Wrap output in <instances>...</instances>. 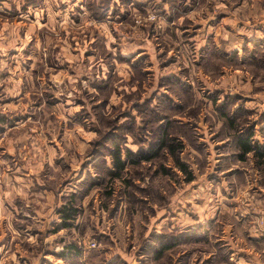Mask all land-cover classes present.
Instances as JSON below:
<instances>
[{"label":"rangeland","instance_id":"1","mask_svg":"<svg viewBox=\"0 0 264 264\" xmlns=\"http://www.w3.org/2000/svg\"><path fill=\"white\" fill-rule=\"evenodd\" d=\"M163 1L166 8L158 0H0V208L8 214L0 219V264H52L57 252L67 258L56 264H126L116 250L120 240L132 264H142L140 251L152 264H186L187 256L217 257L218 247H227L220 237L248 246L244 232L253 226L264 244V205L257 203L264 157L254 154H264V0ZM163 92L183 106L174 117L193 134V144L179 136L191 180L169 156L166 176L152 175L157 159L110 176L105 147L119 145L122 160L125 148L136 156L149 142L141 107L160 114ZM226 104L240 122L236 135L252 130V149L243 155L217 117ZM127 178L144 188V208L124 201ZM10 179L27 186L26 198H5ZM172 196L176 213L163 224L177 234L153 235ZM65 205L77 215L48 236ZM198 210L220 213L201 217ZM186 217L196 222L193 234ZM143 240L153 242L149 250Z\"/></svg>","mask_w":264,"mask_h":264},{"label":"trees","instance_id":"2","mask_svg":"<svg viewBox=\"0 0 264 264\" xmlns=\"http://www.w3.org/2000/svg\"><path fill=\"white\" fill-rule=\"evenodd\" d=\"M174 85L178 89H182V86L179 84L177 80H173ZM175 88V87H174ZM168 91H170L172 94H176L177 92L168 88ZM171 94V95H172ZM179 96V95H178ZM180 97V96H179ZM164 100L163 105H159L160 108V114L157 112H146L148 109V106L146 105L141 107L142 112H144L147 117L149 118V124L147 123L146 126L142 129V137L145 139L148 137L149 142L146 144L145 147H140L138 150L134 151L136 153V156L132 154V151L128 148H125V159H121V149H119V145L114 146H104L105 150H107V154L110 157V162L112 164V168H107V173L112 177H120L119 172L125 167V165H134L137 162L140 161H153V164H156L155 160L157 159V167L153 171V176L156 174H161L163 176H166L169 171H171V168L165 166L163 164V161L166 157H170L172 160V165L177 170H179L183 174V179L185 181H190L192 178L191 173L189 170H187V165L181 161L180 159V151L183 148V143L181 142L179 136H181L183 139L189 140L192 144L194 140L192 139L193 134L191 132V129L188 127V124L186 122H181L174 117V113L179 111H182L181 106L180 109L175 108L176 104L173 105L170 97L167 95V93L163 92V94L160 97V100ZM229 104H226L225 107L219 109V113L217 114V117L221 119L222 127H228L230 128V135L229 138L232 140V142L235 144V146L238 147L240 154L243 155L249 151H251L250 142L248 141V138L251 136V128H247L248 135L239 138L238 135H236L238 132L237 130L234 131L236 127L239 126L240 122L236 118V115L234 114L233 117L229 116L228 112L226 113V108ZM161 114L165 115L164 118L161 117ZM151 115V116H150ZM2 117H0V121H2ZM5 121V120H4ZM0 124H3V122H0ZM148 126V127H147ZM2 127L0 126V129ZM227 128V129H228ZM235 132V135L234 133ZM147 133V134H144ZM140 143V142H139ZM232 143V144H233ZM258 150H254L255 156H257V159L262 160L264 157L263 153L255 152ZM95 153V152H94ZM136 157V159H134ZM258 160V161H260ZM169 169V170H168ZM113 171V172H112ZM152 176V177H153ZM238 178H241L238 177ZM264 172L262 170V177L261 182H264ZM142 179V176H141ZM126 182V193L125 197L123 198L126 202H136L139 204V206H142V208L145 207V201L143 199L144 194V188L141 189L138 186H134L133 181L129 180L128 178L124 180V183ZM111 193L109 190L105 192L106 195ZM138 193L140 196H138ZM157 197H161L160 195H157ZM61 226L67 227L70 226L73 219L77 215L75 206H69L65 205L61 209ZM162 242L159 241L160 245L162 246ZM165 247V246H164ZM218 250V249H217ZM152 253V251H151ZM157 253V252H156ZM219 255H222L221 249L219 250Z\"/></svg>","mask_w":264,"mask_h":264},{"label":"crops","instance_id":"3","mask_svg":"<svg viewBox=\"0 0 264 264\" xmlns=\"http://www.w3.org/2000/svg\"><path fill=\"white\" fill-rule=\"evenodd\" d=\"M129 1V0H128ZM144 0H130V3L131 2H136V3H142ZM155 1H157V0H155ZM158 2H160V3H162L161 5H162V7L163 8H166L167 6H166V4H165V1H163V0H158ZM222 22L224 23V20H222ZM221 22V23H222ZM234 23V22H233ZM218 24H220V22L218 23ZM232 38V37H231ZM224 41V39L221 41V42H223ZM233 42L234 43H241V41H240V38H238V37H235V40H233ZM223 46H228V45H230V47H231V44L230 43H227V44H222ZM261 143V141H258V144H260ZM6 178H2V176L0 177V189H1V182L3 181V180H5ZM261 177H259V182L260 183H262L261 182ZM10 182L7 184V185H4V187H3V190H4V188H5V190H7V191H5V192H8V194L6 193L5 195H6V199H14L15 197L17 198V197H20V198H26L27 196V190L26 191H24V188L26 187V189H27V186L25 185V184H23V185H18L17 184V181L18 180H16V179H14V180H12V179H10L9 180ZM23 182H26V181H23ZM14 183L17 185H14ZM264 183V182H263ZM262 183V184H263ZM68 188H71L70 186L68 187ZM261 190H262V188H261ZM263 191V190H262ZM263 193H264V191H263ZM158 195H160L161 197H163L161 194H158ZM173 197L174 196H172V197H169L168 198V204H167V207L169 208V210L167 211L168 213H167V217H165L164 219H163V221H160V222H154L155 224H153L152 225V227H153V229H152V232H153V235L154 234H157V233H161V232H163V233H171V232H173V233H176L178 230H177V227L175 226H172V225H170V224H163V222L164 221H170L169 219L170 218H173L174 217V213H176V210H175V212L174 211H172L173 210V208H171V206H172V204H173V202H172V200H173ZM32 199H34V198H32ZM31 199V200H32ZM175 199V198H174ZM30 200V201H31ZM261 201H263V202H261ZM32 202V201H31ZM257 203H258V205H264V197L262 198L261 197V200H260V198L257 200ZM163 211H165V210H163ZM243 211L244 210H237V211H234L233 212V214L234 215H237V216H239L240 218H243V216H244V214H243ZM258 211V213H260V211L261 210H255V212H257ZM11 215H12V213L14 214V211H8ZM160 212H162V210L161 209H159L158 211H155V214L157 215V213H160ZM198 213L200 214L199 216H201V217H204V216H208V217H212L213 215L214 216H219V214L218 213H220V211H215V210H200V212H199V210H198ZM61 214V213H60ZM263 214V213H262ZM5 215L6 216H8V214H7V212L5 211V210H1V208H0V219H2V218H4L5 217ZM57 215H58V213H57ZM264 215V214H263ZM13 216H17V212H15V214L13 215ZM26 216H28V215H26ZM30 216V215H29ZM28 216V217H29ZM184 216H187V215H184ZM11 217V216H10ZM31 218H32V216H31ZM176 218V217H175ZM210 219V218H209ZM60 220V219H59ZM161 220V219H160ZM27 221L29 222V224L30 223H32V221L30 220V218H28L27 219ZM27 221H24L26 224H27ZM36 221H38L37 219H36ZM202 222H204V220H201ZM11 222V221H10ZM185 222H187V224L186 225H188V227H187V229H186V232L188 233L189 231L193 234V231H194V228L195 227H197V225H195L194 226V224L193 223H196L194 220H187V217H186V219H185ZM12 223V222H11ZM55 226V225H54ZM41 227H43V225L41 226ZM203 227V226H202ZM254 227L255 226H253V227H248L247 228V231L245 230V234L246 235H248V243H249V245L247 246L245 243L244 244H239V245H237V244H234V245H232L233 243L230 241V240H228V239H226L225 237H220V239L222 240V241H224L225 242V244L227 245V251L228 252H231L230 254H229V256H223V252H225L224 250L226 249V248H224V247H218V250H216L215 248V246H214V243H211V245H210V248L212 249V251H211V253L214 251V250H216V253H217V257H212V259L211 260H209L208 259V255H209V253H208V255H205V256H203V257H201V258H199V259H197L196 257H193V258H190V256H187L186 258H185V261H186V264H215V263H217V264H244V259H247L248 261H249V264H264V244H262V242H259L258 243V240L260 239V237L259 236H257V233L256 232H254V233H251V232H253V231H255L254 230ZM65 229V227H62L61 225H58L57 224V226H56V229H55V231L54 232H47L48 233V236H49V234H52V233H57L58 232V230H62V229ZM264 229V228H263ZM40 229H36V231L38 232ZM45 230H46V227H45ZM252 230V231H251ZM41 231H42V229H41ZM161 231V232H160ZM37 232H35L34 234H36ZM262 232H264V230H262ZM106 233H108V231L106 232ZM177 234V233H176ZM110 236V235H109ZM111 237V236H110ZM209 238L207 237V240H208ZM153 240V239H152ZM196 240V237H193V236H191L190 238H187V241H186V248L188 247V249L189 248H192V242L193 241H195ZM92 241V240H91ZM110 241H111V243H116L115 241L113 242V240L112 239H110ZM244 242H246V241H244ZM120 243H121V247L119 248V247H117L116 248V250L118 251V254L120 255V257H119V259H121L123 262H125L126 264H132L131 263V259L129 258V254L128 253H125V251L123 250V248H124V245L122 244L123 243V241L122 240H120ZM147 243V244H146ZM208 243H210L209 241H208ZM117 244V243H116ZM146 244V245H145ZM153 244V242H148V241H142V243H141V245H140V247H144V245H145V247L146 248H148V250H149V246L150 245H152ZM231 244V245H230ZM148 246V247H147ZM139 247V248H140ZM153 247V246H152ZM222 248H224V249H222ZM221 249V251H222V255H219L220 253H219V250ZM250 249L251 250H253V251H250ZM57 252V251H56ZM147 252V251H146ZM143 253V252H141L140 251V254H138V257L136 258L137 260H140V261H142V264H152V262L150 261V258H147V255H148V253ZM187 252V251H186ZM190 253H193V252H190ZM214 253V252H213ZM228 254V253H227ZM234 254V259L233 258H231L230 256H232ZM212 255H214V254H212ZM42 257H44L43 255H42ZM54 261L52 262V264H56L55 263V261L57 262V261H60V259H62V258H67V256H65V255H63L62 253H59L58 254V252L55 254V256H54ZM27 259L28 260H30L31 259V257L29 256V257H27ZM174 259L175 258H173V261H172V264H175L174 263ZM133 262H134V258H133ZM248 264V263H247Z\"/></svg>","mask_w":264,"mask_h":264},{"label":"built area","instance_id":"4","mask_svg":"<svg viewBox=\"0 0 264 264\" xmlns=\"http://www.w3.org/2000/svg\"><path fill=\"white\" fill-rule=\"evenodd\" d=\"M150 18V17H149ZM150 19H152V18H150ZM95 246V243H94V241H90V242H88V244H87V247H89V248H93Z\"/></svg>","mask_w":264,"mask_h":264}]
</instances>
